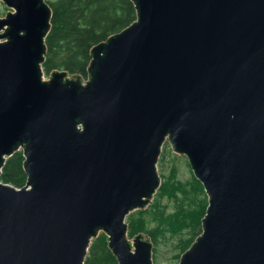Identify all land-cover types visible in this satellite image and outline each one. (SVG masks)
Wrapping results in <instances>:
<instances>
[{"label":"water","instance_id":"water-1","mask_svg":"<svg viewBox=\"0 0 264 264\" xmlns=\"http://www.w3.org/2000/svg\"><path fill=\"white\" fill-rule=\"evenodd\" d=\"M0 264H85L101 232L118 264H154L128 216L162 184L166 140L205 187L178 264H264V0H131L136 19L91 48L87 76L44 62L47 0H1Z\"/></svg>","mask_w":264,"mask_h":264},{"label":"trees","instance_id":"trees-1","mask_svg":"<svg viewBox=\"0 0 264 264\" xmlns=\"http://www.w3.org/2000/svg\"><path fill=\"white\" fill-rule=\"evenodd\" d=\"M47 1L53 10L43 65L47 74L54 69H66L70 73L87 76L93 45L136 19V9L131 0ZM23 160L21 150L9 157L0 180L17 187L24 186L27 177ZM165 177L153 203L144 209L134 210L128 216L130 237L145 232L152 238L155 244L154 264H160L161 242L169 239L176 241L174 257L180 258L201 234L202 218L208 205L204 185L194 175L193 179L183 181L178 170L172 167ZM85 264H118L104 232L93 239Z\"/></svg>","mask_w":264,"mask_h":264},{"label":"rangeland","instance_id":"rangeland-1","mask_svg":"<svg viewBox=\"0 0 264 264\" xmlns=\"http://www.w3.org/2000/svg\"><path fill=\"white\" fill-rule=\"evenodd\" d=\"M8 10L9 8H7L3 4V2L0 0V12L4 11L3 13H0V17H4V15L6 14ZM48 75L49 74H46V76ZM163 157L164 159H162ZM172 167H175L178 170V176L181 180L189 181L193 179L194 173L188 161L187 156L185 154L176 153L172 148L171 142L169 140H166L165 144L163 145V150L161 152L159 162H158V170L163 178L162 183L166 179L165 175L169 174ZM157 192L154 195L153 201L155 197L157 196ZM175 245H176V241L170 240V239L161 242L160 250L158 253V260L160 264H178L180 258L176 259L174 257L175 255L174 253L176 252ZM154 263H155V254H154Z\"/></svg>","mask_w":264,"mask_h":264},{"label":"bare ground","instance_id":"bare-ground-1","mask_svg":"<svg viewBox=\"0 0 264 264\" xmlns=\"http://www.w3.org/2000/svg\"><path fill=\"white\" fill-rule=\"evenodd\" d=\"M163 150V149H162ZM160 158V157H159ZM159 162V161H158ZM158 165V164H157ZM195 175V174H194ZM163 181V180H162ZM162 185V184H161ZM160 188V187H159ZM205 188V187H204ZM158 191V190H157Z\"/></svg>","mask_w":264,"mask_h":264}]
</instances>
